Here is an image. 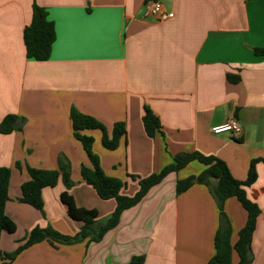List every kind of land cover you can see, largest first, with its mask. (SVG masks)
Segmentation results:
<instances>
[{
	"label": "crops",
	"instance_id": "crops-1",
	"mask_svg": "<svg viewBox=\"0 0 264 264\" xmlns=\"http://www.w3.org/2000/svg\"><path fill=\"white\" fill-rule=\"evenodd\" d=\"M160 1L173 17L152 16L145 0H0V122L8 114L25 120L21 129L0 133V166L12 171L6 213L17 225L14 233L2 232L3 254L17 251L35 227L80 231L83 222L69 216L64 191L78 206L96 209L101 223L116 209V199H103L82 177L91 162L74 135V107L102 123L110 138L115 124L125 123L115 149L104 146L100 129L83 132L94 137L104 172L124 182L123 195L134 196L140 179L161 172L178 153L216 156L239 180L255 161L257 180L246 191L262 213L251 257L264 264V56L254 51L264 48V0ZM34 3L56 28L44 61L29 58L24 42ZM145 107L161 122L154 137L145 130ZM231 117L238 131L212 132ZM62 157L73 184L61 173L56 186L44 188L43 211L22 202L28 167L59 170ZM204 169L195 160L168 174L100 241L43 240L11 261L0 255V264H128L142 255L144 264H209L222 222L214 193L201 183L176 190L179 179ZM225 212L235 245L248 212L236 197ZM238 261L234 250L232 263Z\"/></svg>",
	"mask_w": 264,
	"mask_h": 264
},
{
	"label": "trees",
	"instance_id": "trees-1",
	"mask_svg": "<svg viewBox=\"0 0 264 264\" xmlns=\"http://www.w3.org/2000/svg\"><path fill=\"white\" fill-rule=\"evenodd\" d=\"M148 1L151 0H145V2ZM55 40V23L49 20L46 8L34 3L31 23L24 29L27 56L39 61L48 60L51 56ZM254 51L257 55L264 56V48H255ZM229 78L233 82L239 80L234 75H230ZM71 117L74 135L82 143L91 162V166H82V177L96 189L103 199H116L117 206L114 213L105 222L101 223L98 220L99 213L96 209L78 206L74 197L64 191L61 194V200L67 206L69 216L74 220L83 222L80 231L71 236L62 234L51 226L45 228L35 227L17 251L3 254L0 247V255L11 261L22 249L43 240H48L52 244L56 242L74 244L91 236L92 240L100 241L110 229L118 225L122 213L139 204L152 187L161 183L171 172H178L192 161L197 160L205 166V169L199 175H190L187 178L179 179L176 190L180 194L188 190L195 183H201L208 186L214 193L221 210L222 222L215 239L216 254L209 264H233L232 256L234 250L239 256L238 264H252V241L258 217L262 213L260 206L248 197L246 191V187L251 186L257 180L255 161L251 163L247 179L239 180L232 175L227 163L216 156H206L199 152L178 153L175 155L174 162L171 165L166 166L159 173H154L140 179V189L138 192L134 196H127L121 193L124 182L119 178L108 176L102 169L100 158L93 149L94 137L83 133L86 130L100 129L103 132L104 146L108 149H115L118 147L121 137L126 133L125 123H116L110 138L106 127L96 118L85 115L74 107L71 110ZM24 121L22 117L16 114H8L0 122V133L9 134L21 129ZM143 121L146 133L150 137H154L160 132V119L149 107H145ZM28 172L30 180L22 185L23 194L20 200L41 211L44 209L43 189L56 186L61 173H63L67 185L73 184L71 180V165L65 157L60 159L59 170H43L28 167ZM11 175L12 171L10 168L0 166V240L2 232L14 233L17 229L16 223L6 213V203L10 199L9 186ZM231 197H236L248 212L247 222L241 229L235 245H232L231 241L233 233L232 223L225 212L226 201ZM144 262L145 256L142 255L133 257L128 264H144Z\"/></svg>",
	"mask_w": 264,
	"mask_h": 264
},
{
	"label": "built area",
	"instance_id": "built-area-1",
	"mask_svg": "<svg viewBox=\"0 0 264 264\" xmlns=\"http://www.w3.org/2000/svg\"><path fill=\"white\" fill-rule=\"evenodd\" d=\"M147 11L159 20H166L174 16L173 12H168L160 0H151L146 2ZM240 128L239 121L231 117L227 121L212 127L214 134H222L227 132H236Z\"/></svg>",
	"mask_w": 264,
	"mask_h": 264
}]
</instances>
